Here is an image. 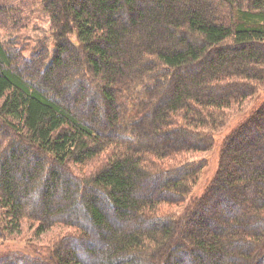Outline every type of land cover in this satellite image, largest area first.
<instances>
[{"label": "trees", "instance_id": "1", "mask_svg": "<svg viewBox=\"0 0 264 264\" xmlns=\"http://www.w3.org/2000/svg\"><path fill=\"white\" fill-rule=\"evenodd\" d=\"M12 1L0 0V238L24 221L67 231L0 264H264V100L190 196L194 156L264 84V0ZM35 4L49 33L27 44Z\"/></svg>", "mask_w": 264, "mask_h": 264}, {"label": "rangeland", "instance_id": "2", "mask_svg": "<svg viewBox=\"0 0 264 264\" xmlns=\"http://www.w3.org/2000/svg\"><path fill=\"white\" fill-rule=\"evenodd\" d=\"M11 1V0H8ZM13 3H17L18 0H13ZM35 16L38 17L39 13H37L38 5L35 4ZM39 21H34L35 26L34 29H28V30H22L19 32V34H25L24 35V41L28 42L27 44H31L32 38L36 35L39 37H46L49 33V23L47 18L44 15H39ZM4 30V29H3ZM7 32L0 30V38L2 40H6L7 38ZM264 100V84L260 85L258 92L254 94L253 97L247 99L243 103L240 104V106H236L234 110L230 111V114L228 115V122L219 128L216 133L214 134V145L213 147L205 152L198 153L194 157L195 160H202L204 162V167L201 170L200 176L198 178L197 184L195 185L191 197H198L200 196L205 188L208 186L212 178L214 177L218 162H219V149L221 146V143L225 136L229 134L239 123H241L244 119L248 117V115L251 113L252 110L257 108ZM103 159H101L102 161ZM100 161V160H99ZM101 163V162H100ZM93 165V164H92ZM91 165V166H92ZM157 185L154 183H151L148 185V188L146 190L150 191L153 188H155ZM223 209H226L223 206ZM212 216L207 217V227L208 229H211V226L209 225L210 220ZM36 224H33L30 221H24L19 229L18 233H12L11 237L8 238H0V254H4L6 252H16L31 256H40L42 253V250L46 247V243H49L50 241H54L56 237L59 235V233H62L63 231H67L63 228H52L47 231L42 232L41 234L36 235L35 234V228ZM206 227V226H205ZM89 243H93L95 239H93V236H91L90 240H87ZM87 243L83 242L82 246H87ZM83 248V247H82Z\"/></svg>", "mask_w": 264, "mask_h": 264}]
</instances>
